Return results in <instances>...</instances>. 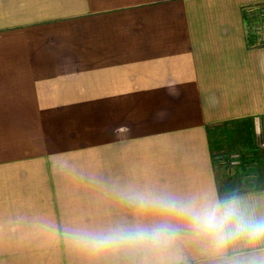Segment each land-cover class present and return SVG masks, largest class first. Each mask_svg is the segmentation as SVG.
Masks as SVG:
<instances>
[{"label": "crops", "instance_id": "0c3cea01", "mask_svg": "<svg viewBox=\"0 0 264 264\" xmlns=\"http://www.w3.org/2000/svg\"><path fill=\"white\" fill-rule=\"evenodd\" d=\"M256 119L264 134V0H0V164L35 147L42 165L112 150L97 171L1 173L2 226L18 233L1 243L56 246L55 264H126L64 230L156 220L125 202L133 191L236 194L264 214V183L221 190L211 143L242 122L255 137ZM178 248L182 264H264V245L226 262Z\"/></svg>", "mask_w": 264, "mask_h": 264}, {"label": "clouds", "instance_id": "9594fccd", "mask_svg": "<svg viewBox=\"0 0 264 264\" xmlns=\"http://www.w3.org/2000/svg\"><path fill=\"white\" fill-rule=\"evenodd\" d=\"M122 196L142 213L158 218L151 223L121 220L99 230L66 228L65 238L93 252L123 253L126 264H182L178 248L182 240L224 262L229 253L264 245V214L236 194L216 198L133 191ZM235 264L258 261L236 255Z\"/></svg>", "mask_w": 264, "mask_h": 264}, {"label": "rangeland", "instance_id": "374dc122", "mask_svg": "<svg viewBox=\"0 0 264 264\" xmlns=\"http://www.w3.org/2000/svg\"><path fill=\"white\" fill-rule=\"evenodd\" d=\"M249 128L246 122H242L230 127L214 128L211 132L212 153L216 157L218 182L223 192L257 188L264 183V150L260 146L261 138L256 129V136H252ZM32 152L33 154L26 155L24 164L6 166L0 164V174L36 172L45 169L57 172L97 171L95 164L97 158L112 155L111 149H95L77 157L61 158L57 159V163L42 165L45 161L43 156L38 154L36 147ZM12 153L13 150L10 149L8 155L12 156ZM2 217L9 218L10 214L0 213V264H55V261L50 260L53 253L49 251H54L56 254V246L1 243L4 240L11 242L10 236L16 237L18 234L17 229L2 226ZM4 236L10 238L2 239ZM2 256L5 259H2ZM70 256L75 259L62 263L81 264L79 254L74 253Z\"/></svg>", "mask_w": 264, "mask_h": 264}, {"label": "built area", "instance_id": "2783aa9c", "mask_svg": "<svg viewBox=\"0 0 264 264\" xmlns=\"http://www.w3.org/2000/svg\"><path fill=\"white\" fill-rule=\"evenodd\" d=\"M256 132L258 134V136L261 138V142H260V146L262 147V149L264 150V134L262 133V130L260 129L259 127V124H258V120L256 119Z\"/></svg>", "mask_w": 264, "mask_h": 264}]
</instances>
